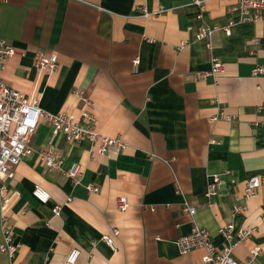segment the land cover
<instances>
[{
    "label": "crops",
    "instance_id": "obj_1",
    "mask_svg": "<svg viewBox=\"0 0 264 264\" xmlns=\"http://www.w3.org/2000/svg\"><path fill=\"white\" fill-rule=\"evenodd\" d=\"M235 2L207 0L199 9L190 0H0V36L25 52L5 61L0 78L50 113L77 115L72 90L84 89L97 130L127 144L90 157L97 142L59 136L63 169L47 168L36 151L14 166L11 199L0 214L19 244L15 264H62L73 248L80 250L76 264H202L201 250L181 253L176 244L194 223L218 248L227 243L220 225L253 226L233 256L242 262L258 245L255 264H264V181L243 216L230 213L248 177L264 180V10L257 21L231 25L229 35L218 27L196 39L200 26H226ZM38 51L57 55L54 71L34 65ZM212 57L224 71L202 76ZM50 133L41 118L30 145L47 146ZM75 163L78 182L65 174ZM211 174L220 181L209 207ZM36 186L48 192L47 202L33 196ZM113 229L115 249L102 239ZM7 263L0 252V264Z\"/></svg>",
    "mask_w": 264,
    "mask_h": 264
},
{
    "label": "built area",
    "instance_id": "obj_2",
    "mask_svg": "<svg viewBox=\"0 0 264 264\" xmlns=\"http://www.w3.org/2000/svg\"><path fill=\"white\" fill-rule=\"evenodd\" d=\"M207 0H190L199 9H203ZM139 11L143 16L151 15L143 5H139ZM264 10V0H236L229 8L230 19L226 26H200L196 34V39L208 37L213 29L221 28L226 35L230 34V26L237 22L257 21L260 19V12ZM200 17V14L198 15ZM191 29V26H189ZM185 40L180 45H185ZM25 52L15 48L11 42L0 36V71L4 67V63L13 55L22 56ZM137 63V59L134 64ZM57 55L54 53H45L38 51L34 57V65L41 71L52 72L57 67ZM224 71V64L218 57H212L210 68L202 72V76L218 75ZM261 71L260 67H256L253 73ZM74 97L80 103L81 108L77 115H66L63 113H50L40 108L37 97H27L19 90L9 86L0 78V209L5 208L11 199V189L7 182L14 175V166L19 161L33 151L37 152L42 164L49 169H63V161L60 151L55 144V138L62 136L67 142H77L83 138L88 139L93 144L97 142L96 148L90 149V157L94 154L104 155L108 151L122 150L126 147V142L121 136H107L101 134L96 128V119L93 114L94 102L82 88H74L72 90ZM230 118L231 116H226ZM43 118L50 126V139L48 145L35 150L30 145V139L35 132L39 120ZM215 120L216 117H213ZM264 121V120H262ZM153 155V154H152ZM65 174L72 178L74 182H78L82 175L79 163L73 164L65 170ZM220 176L218 174L208 175V181L204 195L209 207L215 205L214 197L218 194V183ZM262 177L252 175L244 182L243 194L241 201L233 202L230 213L231 216H243L248 209V201L254 196L262 184ZM89 190L98 191L97 186L89 184ZM33 196L41 201L47 202L50 198L47 191L36 186L32 191ZM117 206L120 210H125L128 202L125 196H120L117 200ZM60 205L55 204L53 212L58 214ZM183 210L191 217L195 214V207L190 205L187 200H183ZM262 218H264V209H262ZM0 229L2 238L0 240V252L8 257L7 264H15L14 258L17 253L19 244L14 240L12 224L5 213L0 214ZM255 228L253 226H242L235 230L231 223L220 225L218 233L226 240V244L222 248L216 247L212 243V239L208 230L197 224H192L187 234L177 238L176 244L181 253H187L194 249L201 250L202 264H255V259L261 253V248L254 245L249 250L246 260L240 262L233 256V248L253 235ZM117 234V230L105 233L102 239L112 249H115L113 236ZM80 253L79 248H73L67 254L62 264H76V260Z\"/></svg>",
    "mask_w": 264,
    "mask_h": 264
}]
</instances>
